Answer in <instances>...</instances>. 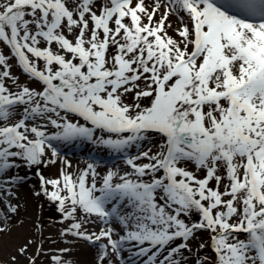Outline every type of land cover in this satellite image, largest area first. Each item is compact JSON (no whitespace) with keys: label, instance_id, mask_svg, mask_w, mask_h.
I'll list each match as a JSON object with an SVG mask.
<instances>
[{"label":"snow or ice","instance_id":"obj_1","mask_svg":"<svg viewBox=\"0 0 264 264\" xmlns=\"http://www.w3.org/2000/svg\"><path fill=\"white\" fill-rule=\"evenodd\" d=\"M29 172L11 264H264V0H0V233Z\"/></svg>","mask_w":264,"mask_h":264},{"label":"rangeland","instance_id":"obj_2","mask_svg":"<svg viewBox=\"0 0 264 264\" xmlns=\"http://www.w3.org/2000/svg\"><path fill=\"white\" fill-rule=\"evenodd\" d=\"M13 71H16V70L13 69ZM72 146L74 147L75 145L64 147L61 151V156L66 157L68 160L71 161L73 165V157H71V155L67 152V149H69V152H71L70 147ZM81 150H83L84 152H89V153L91 151V149H88L87 147L86 148L78 147L76 152L73 151L71 153L72 154L75 153L77 157H81L82 156ZM102 154L106 156V153L101 152V155ZM83 164L85 165V163H82V165H79V168H83L84 167ZM60 167L61 165L57 163L54 166L50 165L47 168H42V172L46 177H54L57 175ZM70 171H72V169ZM24 172L25 170L22 169L21 175H23ZM28 176H29L28 182L19 191L21 210L18 216L13 218L11 222V227L13 225H21L23 222H25V220L28 222V226L24 228V231H22L17 236L16 241L14 243L8 244V245L4 244L5 247L0 252V264H11L10 256L16 254V248L22 245L23 243H25L27 239L32 238L34 232L36 235H40L38 231H35L33 229V224L37 219L41 222L42 227H43V236L45 238L44 249L46 251L48 249H58V248H64V247L70 246L68 244H65L59 241H57L56 243H51L48 241L47 239L48 237H52L53 240H55L57 236V230L60 228V225L56 223V221L59 218V214L55 211L54 205L51 204L50 202H47L43 197H40L39 199H37L32 196V191L38 188V180L32 175L31 172L28 173ZM25 205H26V208H25ZM29 206L31 207V213L30 215H27L25 217V215L23 214V211L24 212L27 211ZM22 219H25V220L21 221ZM5 234H8V232L0 233V241L6 240L5 237H3ZM35 246L36 245H31L29 247L30 253ZM203 254H208V252L205 251ZM17 264H23V258L18 257ZM90 264H94V260Z\"/></svg>","mask_w":264,"mask_h":264},{"label":"bare ground","instance_id":"obj_3","mask_svg":"<svg viewBox=\"0 0 264 264\" xmlns=\"http://www.w3.org/2000/svg\"><path fill=\"white\" fill-rule=\"evenodd\" d=\"M83 147H85V148L87 147L88 149H91L90 153L94 151V149L91 145L86 144V145H83ZM70 148H71V152H73V151L76 152L78 147L72 146ZM67 152L71 155V157H73L72 171L75 174L77 172V169L79 168V165H82V163H85V161L88 159L90 153L82 151V156L77 157V155H75V153L72 154L71 152H69V149H67ZM102 155H104V154H102ZM101 171L104 172V171H107V169H102ZM30 213H31V207L30 206H29L27 211H25V212L23 211V214L25 215V217L27 215H30ZM25 219H22L21 221H23ZM27 226H28V222L26 220L21 225H13L11 227V231H8V234H5L3 236V237H5L6 240L0 241V252L5 247L4 244L8 245V244L14 243L16 241L17 236L22 231H24V228H26ZM67 247H70V246H67ZM94 251H95V249L90 247L86 242L79 241V242H76L75 247L72 248L73 255L71 258L74 259L75 261H77L78 264H90L94 260Z\"/></svg>","mask_w":264,"mask_h":264}]
</instances>
